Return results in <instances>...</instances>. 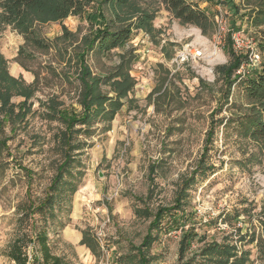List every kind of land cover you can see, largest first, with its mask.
Wrapping results in <instances>:
<instances>
[{
    "label": "rangeland",
    "instance_id": "374dc122",
    "mask_svg": "<svg viewBox=\"0 0 264 264\" xmlns=\"http://www.w3.org/2000/svg\"><path fill=\"white\" fill-rule=\"evenodd\" d=\"M197 1L212 19L204 33L174 18L159 0H136L154 12V31L139 30L123 48L87 56L93 74H106L121 53L131 51L135 85L112 119L97 117L89 127L80 126L72 168L77 188L66 190L45 218L29 207L45 196L64 158L65 126L53 110H80L74 54L82 36L101 24L98 6L91 3L81 17L34 21L43 47L26 42L12 25L0 26L8 72L32 83L22 114L2 122L0 264H13L5 251L14 238L42 228L51 251L71 264H140L135 248L159 207L185 217L168 228L167 216L144 250L147 264H264V139L229 122L252 105L241 79L258 64L232 34L254 45L252 30L240 15L242 0ZM196 48L199 57L188 54ZM231 52L247 59L229 88L216 67L227 64ZM109 87L102 84L103 90ZM24 99L11 97L15 104ZM182 229L197 235L183 254ZM214 241L235 246L237 260L209 250ZM26 248L29 263L36 264L35 245Z\"/></svg>",
    "mask_w": 264,
    "mask_h": 264
},
{
    "label": "trees",
    "instance_id": "16d2710c",
    "mask_svg": "<svg viewBox=\"0 0 264 264\" xmlns=\"http://www.w3.org/2000/svg\"><path fill=\"white\" fill-rule=\"evenodd\" d=\"M159 1L174 18L183 24L198 26L202 33L212 25V19L205 9L200 7L197 0ZM94 2L98 6L95 13L99 16L101 24L89 34L82 36L78 51L74 54V62L78 68L77 79L82 86L79 98L80 110L54 108L55 116L65 126L60 133L64 158L56 166L45 196L36 205L32 203L29 207L32 212H40L43 218L46 213L53 214L54 204L61 201L66 190L73 193L77 188L75 182L77 178L72 168L75 161L74 152L79 146L75 135L81 130L80 126L89 127L97 117L112 119L123 105L122 99L132 92L135 85L134 78L129 71V63L136 55L131 51L121 53L120 61L113 66L111 72L106 74H93L87 63V56L93 52L108 53L112 49L123 48L139 30L154 31L155 14L149 7L139 6L136 0H0V26L12 25L23 33L26 42L36 47H43L44 44L40 38L35 36L32 29L34 21H62L70 15L81 17L86 8ZM241 6L244 12L240 15L246 17L247 28L252 30L254 48L260 56V62L248 69L245 77L241 79L244 95L252 105L247 112L238 116V119H231L229 122L236 124L237 130L245 135L264 139V0H242ZM231 55L232 59L227 64L216 67V71L221 74L229 88L238 79L235 71L243 60L247 59V54L231 52ZM104 83L109 84L108 90H103L102 84ZM31 94L32 83L27 84L22 78L12 76L8 72L7 59L0 53V110L3 114L0 119V143L3 142L2 122L22 114ZM13 95H22L25 99L15 104L11 101ZM16 107L18 110L15 112ZM181 216L184 218L185 214L183 215V212L178 214L177 211L171 212V208L168 207L158 208L148 232L141 244L135 248L140 255V264H147L144 250L151 247L157 236L155 231L161 228L164 220L167 218L166 226L173 228L178 226L177 222L182 220ZM196 236L193 231L182 229L179 241L180 253H184ZM27 241L35 245L36 249L32 259L36 264H71L63 256L51 251L45 228L35 230L31 237L22 234L11 241L5 255L13 264H30L26 251ZM208 248L214 251L218 249L228 256H233L235 261L237 260V252L234 251L235 246L233 245H221L214 241L208 245Z\"/></svg>",
    "mask_w": 264,
    "mask_h": 264
},
{
    "label": "built area",
    "instance_id": "2783aa9c",
    "mask_svg": "<svg viewBox=\"0 0 264 264\" xmlns=\"http://www.w3.org/2000/svg\"><path fill=\"white\" fill-rule=\"evenodd\" d=\"M216 20H217L218 25L220 26V28L223 29V27H222V18L221 17L220 18L216 17ZM232 39L234 41V44H236L238 47L242 48L243 46H245V47L248 46L252 50V54L255 56L256 62H258V63L260 62V56L256 52V49L254 48V45L244 43L242 41V39L240 38L239 34H232ZM188 54H190L191 56H194V57H199L201 55V51L196 48V50H194V53H189L188 52Z\"/></svg>",
    "mask_w": 264,
    "mask_h": 264
},
{
    "label": "crops",
    "instance_id": "0c3cea01",
    "mask_svg": "<svg viewBox=\"0 0 264 264\" xmlns=\"http://www.w3.org/2000/svg\"><path fill=\"white\" fill-rule=\"evenodd\" d=\"M199 5H200V3H199ZM200 6H201V5H200ZM15 72H16V73L18 72V67H16Z\"/></svg>",
    "mask_w": 264,
    "mask_h": 264
},
{
    "label": "bare ground",
    "instance_id": "6f19581e",
    "mask_svg": "<svg viewBox=\"0 0 264 264\" xmlns=\"http://www.w3.org/2000/svg\"><path fill=\"white\" fill-rule=\"evenodd\" d=\"M186 50H188V49H186ZM189 53H194V51L193 50H189Z\"/></svg>",
    "mask_w": 264,
    "mask_h": 264
}]
</instances>
